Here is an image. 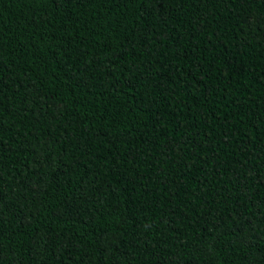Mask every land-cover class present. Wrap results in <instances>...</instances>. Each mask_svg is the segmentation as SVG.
<instances>
[{
  "label": "trees",
  "instance_id": "trees-1",
  "mask_svg": "<svg viewBox=\"0 0 264 264\" xmlns=\"http://www.w3.org/2000/svg\"><path fill=\"white\" fill-rule=\"evenodd\" d=\"M0 264H264V0H0Z\"/></svg>",
  "mask_w": 264,
  "mask_h": 264
}]
</instances>
